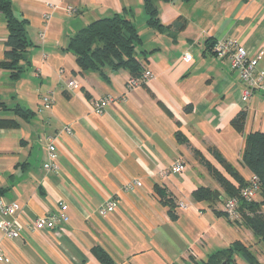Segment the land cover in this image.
I'll return each mask as SVG.
<instances>
[{
	"label": "crops",
	"instance_id": "crops-1",
	"mask_svg": "<svg viewBox=\"0 0 264 264\" xmlns=\"http://www.w3.org/2000/svg\"><path fill=\"white\" fill-rule=\"evenodd\" d=\"M12 1L14 13L27 19L30 46L18 77L0 65L6 105L0 118L16 122L0 127V199L18 206L14 214L0 212V220L17 221L22 230L10 238L0 229V264H103L94 247L113 264H207L238 240L256 241L226 218L220 198L211 200L203 190L229 197L215 172L239 185L211 149L245 182L254 175L243 154L247 137L264 132V88L245 102L238 73L211 44L236 40L260 58L264 73V0H157L159 28L149 25L144 0ZM116 13L133 22L143 72L154 74L135 86L125 68L81 70L68 49L76 31ZM8 34L0 12V63ZM72 79L77 86L68 85ZM48 92L54 101L46 109ZM105 97L114 101L95 112ZM16 107L28 113L17 114ZM68 125L72 133L55 140L58 168L47 171L49 137ZM178 161L182 172L173 171ZM166 198L175 203L176 219ZM109 200L116 208L103 215ZM253 201H263L261 193ZM61 203L68 205L67 221L50 230L26 227ZM235 256V264H247Z\"/></svg>",
	"mask_w": 264,
	"mask_h": 264
},
{
	"label": "trees",
	"instance_id": "trees-1",
	"mask_svg": "<svg viewBox=\"0 0 264 264\" xmlns=\"http://www.w3.org/2000/svg\"><path fill=\"white\" fill-rule=\"evenodd\" d=\"M156 1L144 0V3L148 13L149 25L159 28L162 27V22L159 10L155 5ZM0 12L6 17L9 31L5 42V58L0 65L9 69L12 77L16 78L24 68L21 61L30 46V40L27 37V19L20 18L14 13L12 0H0ZM138 41H140V36L133 22L124 14L116 13L112 17L97 19L76 31L70 37L68 49L75 55L81 70L102 69L108 65L115 70L128 69L132 77H138L143 74V68L136 52ZM215 43L211 44V48L214 47ZM5 107L6 105L0 96V110L5 109ZM15 111L20 115L28 113L19 107H16ZM234 123L239 128L242 126V114L235 119ZM14 125H16L14 119L0 118V127ZM211 151L219 162L227 167L239 185L230 184L223 176L215 172L217 179L224 185L229 197H238L240 190L247 186L248 182L244 181L242 176L230 166L220 152L215 149H211ZM243 163L252 170L254 175L259 177L261 183L260 193L263 201H241L242 203L239 206L241 216L239 221H235L233 224H240L245 229L250 230L256 241L251 240V242L244 243L238 240L227 251L211 256L207 264H221L223 261L228 262L229 260L235 261V258L232 257L234 253L238 254L247 264H264L259 259L257 251L252 247L255 242H258L264 248V213L262 211L264 205V132H254L247 137ZM208 166L210 167L209 164ZM203 193L206 197L209 196L211 200L213 198L217 200L220 195L216 192V195L213 196L207 190H203ZM200 194H202L201 191L196 193L197 196ZM166 201L171 206L169 210L171 218L176 219L175 203L167 198ZM94 251L103 264H113L112 258L104 249L94 247Z\"/></svg>",
	"mask_w": 264,
	"mask_h": 264
},
{
	"label": "built area",
	"instance_id": "built-area-1",
	"mask_svg": "<svg viewBox=\"0 0 264 264\" xmlns=\"http://www.w3.org/2000/svg\"><path fill=\"white\" fill-rule=\"evenodd\" d=\"M72 7H70V10ZM216 54L222 58H228L230 60V66L233 71H236L241 79V82L244 85V91L242 99L247 102L253 91L255 89L264 88V73L259 69V60L260 58L257 55L252 56L249 51L236 40L233 39H222L215 43L213 47ZM183 59L186 62L192 60V55L190 52H185ZM154 77L153 72L150 70H145L142 75L138 77H131L129 79V84L135 86L140 82L147 81ZM69 86H77L78 82L75 79H72L68 82ZM54 93L48 92L43 97V108L49 109L53 106ZM114 101L112 97H105L99 99L95 102L94 111L97 113H103L109 106L110 102ZM72 133V128L68 125L60 132L56 137H49V143L47 146L48 159L44 163V168L49 170H55L58 168V150L56 145V138L63 133ZM184 165L178 161L173 166V171L182 172ZM261 183L257 175H253L248 181V185L243 187L240 190L238 197H227L219 195L218 199L222 202V210L226 218L230 222L239 221L241 216L240 213V203L241 201L251 202L257 195L260 193ZM181 207H186V204L183 202L180 204ZM116 208V202L114 200L107 201L101 208L100 212L103 215H106ZM18 209L17 204H9L4 200L0 199V212L3 214H14ZM68 205L61 203V208L59 211L51 214H47L42 217H38L34 220H30L26 223V227L34 232L41 230H50L54 229L59 222H64L69 219L67 212ZM0 229L4 232L7 237L14 238L20 234L22 227L17 221H10L2 219L0 220ZM252 240V237H251ZM2 250L0 248V259L2 258Z\"/></svg>",
	"mask_w": 264,
	"mask_h": 264
},
{
	"label": "rangeland",
	"instance_id": "rangeland-1",
	"mask_svg": "<svg viewBox=\"0 0 264 264\" xmlns=\"http://www.w3.org/2000/svg\"><path fill=\"white\" fill-rule=\"evenodd\" d=\"M260 250H263V251H260ZM260 250H257V255L259 257V259L261 261H263L264 263V248H260ZM237 256H235L234 258H236ZM231 264H235V261H232Z\"/></svg>",
	"mask_w": 264,
	"mask_h": 264
},
{
	"label": "water",
	"instance_id": "water-1",
	"mask_svg": "<svg viewBox=\"0 0 264 264\" xmlns=\"http://www.w3.org/2000/svg\"><path fill=\"white\" fill-rule=\"evenodd\" d=\"M222 264H227L225 261Z\"/></svg>",
	"mask_w": 264,
	"mask_h": 264
}]
</instances>
